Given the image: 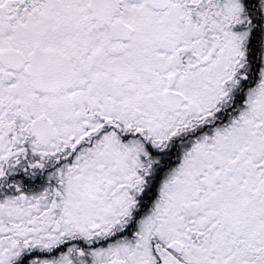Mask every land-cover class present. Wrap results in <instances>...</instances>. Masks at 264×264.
Instances as JSON below:
<instances>
[{
  "label": "snow or ice",
  "instance_id": "obj_1",
  "mask_svg": "<svg viewBox=\"0 0 264 264\" xmlns=\"http://www.w3.org/2000/svg\"><path fill=\"white\" fill-rule=\"evenodd\" d=\"M0 264H264V0H0Z\"/></svg>",
  "mask_w": 264,
  "mask_h": 264
}]
</instances>
